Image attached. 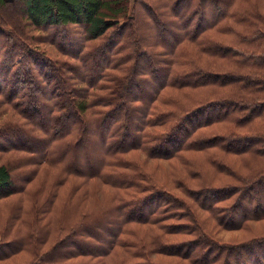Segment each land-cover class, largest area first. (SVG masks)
Here are the masks:
<instances>
[{
    "label": "trees",
    "instance_id": "1",
    "mask_svg": "<svg viewBox=\"0 0 264 264\" xmlns=\"http://www.w3.org/2000/svg\"><path fill=\"white\" fill-rule=\"evenodd\" d=\"M11 1L0 0V11ZM24 3L31 25L76 61L29 49L0 14V107L27 120L2 123L0 153L29 154L0 163V201L37 192L19 208L40 221L23 219L28 232L1 236L0 260L23 251L21 264H171L160 255L264 264V234L222 243L204 226L264 219V0ZM190 149L213 156L209 171L186 162L196 188L187 175L168 181L144 171L149 158ZM234 155L256 160L252 173L232 168ZM42 164L65 173L43 196L40 184L32 188ZM94 178L113 187L96 213L82 203Z\"/></svg>",
    "mask_w": 264,
    "mask_h": 264
},
{
    "label": "rangeland",
    "instance_id": "2",
    "mask_svg": "<svg viewBox=\"0 0 264 264\" xmlns=\"http://www.w3.org/2000/svg\"><path fill=\"white\" fill-rule=\"evenodd\" d=\"M25 0H12L10 3H8V7L4 8L2 11H0V14L3 16L4 20L6 22L11 23L15 28H17L18 33L15 36H22L19 38L24 44L29 45V49L33 50L35 48L40 49V52L43 51L47 55L51 56L53 59H67L72 60L71 55L67 56L62 53V50L54 43L51 42L48 32L43 30L42 28H37L35 26L31 25V22L27 20L26 13H25ZM131 3L135 6L137 5V0H131ZM139 10L145 11V8L143 5H139ZM171 12L173 10H170ZM71 30L74 31V37L78 38L82 36V32H84V29L82 27L77 25H72ZM152 28L150 29L151 33ZM79 31V32H78ZM82 31V32H81ZM6 36V34H4ZM8 37V36H7ZM14 37V36H13ZM153 38V37H152ZM16 39V38H15ZM14 41L16 42V40ZM17 43V42H16ZM18 45V43H17ZM214 59V58H213ZM217 59V58H216ZM76 61V60H72ZM216 60H212L210 67L216 66ZM26 65L33 66L32 62L28 61ZM154 65V63H153ZM152 65V66H153ZM67 68H64L66 70ZM143 67L139 68V70H142ZM183 69V68H179ZM36 70V69H35ZM68 70V69H67ZM177 95H181L178 93ZM179 98V97H175ZM186 100V99H185ZM183 100L184 103L188 101ZM0 107V127L3 122L8 121L7 123L15 120L16 118L18 121H27L24 117H22L20 114L16 113L13 108L10 106H6L5 108ZM166 109H172V106H166ZM10 125V124H9ZM212 151H203L202 149H190L184 152L183 159L182 157H172V158H156L154 160H151L150 158L146 162V167L144 168V171L147 172L151 177L156 176L158 178H166L168 181H172L175 179L184 178V175H187V183L192 188H196V185H198L200 182V179L197 177H193L192 175H189L190 168L189 165L186 162H189L190 160L194 162L193 169L196 170H210L212 167L210 163V159L213 158L211 155ZM28 152L24 150H8V152H2L0 153V163L6 162L8 160H12L15 158H21L28 156ZM231 160V166L232 168L236 169L239 172H242L244 174H250L252 173L251 170H254V161L251 160L250 163L244 162L242 156H233L229 158ZM58 173H63L58 167L56 166H48L45 164H42L40 166V173L38 176H36L35 184L33 185V190H35L36 183L40 184L38 191L41 192V196H43L46 191L49 189V185L54 184L52 181L54 176ZM73 179H76V175H71ZM71 177L67 180V183L62 185V196H68L66 191V185L72 184L70 183L71 180H73ZM225 182H234L233 178H229L228 176L224 178ZM93 184H88L85 186L89 187L92 191L87 193V197L83 199L85 204V207L87 209H90L89 212L96 213L97 210L99 211V208H97L96 201H103L105 198L108 197L107 194H104V191H112V188L107 183H103L99 178L93 179ZM44 190V191H43ZM70 192V191H69ZM175 192L177 195H180L183 198H186L184 196V193L179 189H175ZM31 195L30 198L26 197L23 198L21 201L15 202L12 198L2 202L0 201V238L3 235L6 236H13L15 235L17 230H21L20 232L25 233L28 232L30 227L29 224H26L23 219H28L29 221H33L34 223L40 222L37 221L38 219L36 217H28L26 212L20 211L19 206L21 204L28 205L29 203L33 202L37 199L38 195L37 192L31 191L29 192ZM60 197V195H59ZM58 197V200H59ZM32 198V199H31ZM12 201V202H11ZM78 201H74V203H77ZM4 203V204H2ZM78 203H81L80 201ZM82 208V206H81ZM17 214V216H15ZM47 213L44 215V218H41V224L47 223L48 220H45V217ZM200 217V215L198 214ZM182 221L184 223H187L184 219L179 220V222ZM50 224H53V222L49 221ZM204 226L206 230L212 234L213 237L218 238L219 240L223 242H242L246 239L252 238L254 236H259L264 234V219L259 221H251L248 225H246L243 228L240 229H226L221 227L219 223H215L213 220L208 221L207 223L204 222ZM179 236H172L171 241H178ZM47 248V247H46ZM26 252H19V254H16L12 257L3 258L0 260V264H21V262L28 258L27 255H25ZM160 259H162L165 263H171V264H188V261H185L181 257L177 256H166V255H160ZM74 260V259H72Z\"/></svg>",
    "mask_w": 264,
    "mask_h": 264
}]
</instances>
